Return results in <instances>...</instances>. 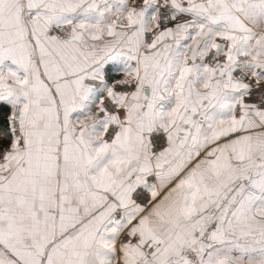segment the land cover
Masks as SVG:
<instances>
[{
    "label": "snow or ice",
    "instance_id": "obj_1",
    "mask_svg": "<svg viewBox=\"0 0 264 264\" xmlns=\"http://www.w3.org/2000/svg\"><path fill=\"white\" fill-rule=\"evenodd\" d=\"M0 264H264V0H0Z\"/></svg>",
    "mask_w": 264,
    "mask_h": 264
}]
</instances>
